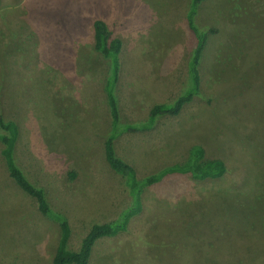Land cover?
<instances>
[{"label":"rangeland","instance_id":"1","mask_svg":"<svg viewBox=\"0 0 264 264\" xmlns=\"http://www.w3.org/2000/svg\"><path fill=\"white\" fill-rule=\"evenodd\" d=\"M191 2L0 0V117L19 126L18 166L69 219L72 251L132 205L105 158L111 63L95 49L93 22L123 42L121 124L140 125L189 87ZM197 25L209 35L201 94L180 115L122 134L116 152L139 179L184 162L196 145L228 172L146 188L127 231L99 240L90 264H264V0H206ZM2 148L0 264H53L60 228L10 178Z\"/></svg>","mask_w":264,"mask_h":264},{"label":"trees","instance_id":"2","mask_svg":"<svg viewBox=\"0 0 264 264\" xmlns=\"http://www.w3.org/2000/svg\"><path fill=\"white\" fill-rule=\"evenodd\" d=\"M205 1L192 0L187 15L189 30L196 38V46L188 65V89L172 104L155 105L150 112L147 123L140 125L121 124L116 88L120 80V54L123 42L121 39L113 37L112 31L105 21L97 19L93 22L95 49L106 59H109L111 63L110 75L105 85V93L112 127L105 142V158L110 168L124 178L132 205L116 221L94 224L83 238L78 250L72 251L68 247L72 237V227L67 216L52 208L46 191L33 184L16 162V146L20 136L19 126L14 121H6L5 118L0 117V143L3 146L1 155L10 178L23 193L35 200L39 214L57 223L60 228V239L53 264H90L97 242L127 231L129 221L142 207L145 189L159 184L166 177L186 175L190 176L194 181L204 182L222 179L227 174L228 168L225 162L219 159H207L205 148L200 145L193 146L189 150L188 157L184 162L168 166L156 174L143 179H139L136 169L119 158L116 152V141L122 134L152 129L159 118L180 115L183 108L201 94L202 77L200 67L209 35L208 32L200 29L197 25V16L201 5Z\"/></svg>","mask_w":264,"mask_h":264}]
</instances>
